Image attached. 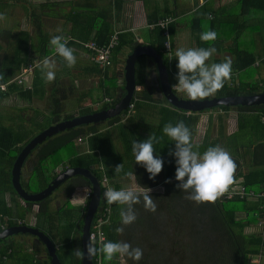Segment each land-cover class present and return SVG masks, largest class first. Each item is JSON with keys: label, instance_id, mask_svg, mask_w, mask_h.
<instances>
[{"label": "crops", "instance_id": "1", "mask_svg": "<svg viewBox=\"0 0 264 264\" xmlns=\"http://www.w3.org/2000/svg\"><path fill=\"white\" fill-rule=\"evenodd\" d=\"M255 1L261 8V11L257 13L249 12L247 14L239 12L240 5L237 3V0H0V13L4 14L8 18V23L11 24L10 28L1 29L4 37L2 39L4 41H0V54L5 52L8 59V49L15 48L16 44H18L17 38L24 33L29 38L28 45L31 47L32 52L30 54L28 51L29 55L31 57L38 56L39 38L31 29L30 13L32 10L33 12L35 11L36 15L41 12L40 24L50 38L53 35H63L66 38L79 41L75 42L76 45L69 46L74 50L76 56L74 68L71 69L66 65L59 64L60 66L55 70V80L52 82L54 85L57 80L61 79V72H58L60 68L65 71L66 75L68 74V82H62L60 84H65L68 87L70 85L74 90V94L66 100H77V103L75 109L66 110L65 113L75 115L80 109L96 111L100 106L120 95L124 87L123 69L129 46L124 45L117 52L112 53L110 55V66L100 69L89 62L86 52L80 45L81 40H85L84 42H107L109 36L116 33L117 39L119 35H125L127 37H125L126 41L137 43L138 46L149 47L148 44L152 38L151 32L154 28L150 29L148 25L154 24L159 19L169 17L173 19L169 33L167 27L164 30L168 34V40L171 45L172 62H175L176 65L175 51L178 48H195L193 44L194 37L190 31L201 34L202 32L211 30L206 25L207 20L212 19L208 17L209 15L213 17L214 12L222 8V6L227 7L228 10L227 13L219 17V26L217 24V29L214 30L217 34L220 33L221 24L228 25L229 29L240 23H245L244 25L246 26L247 24L251 25L259 22L264 26V11H262L264 9V2L262 0ZM256 2H252L251 5L253 6ZM43 3H51L52 7L44 10L39 7ZM248 8L252 7L249 6ZM195 15L200 19V24ZM150 20L151 22H149ZM18 21H21V23L24 22L25 27L23 29L14 28ZM7 32L8 35H6ZM21 38L24 39L25 36H21ZM263 38L264 31L259 43L258 37L250 29H244L241 33L239 48L244 49L246 53L257 51L263 45L261 40ZM225 57L231 58L232 61L234 59L233 55L229 52L213 54L211 58L218 59L222 63ZM44 58L35 59L31 64L36 68H40L39 65ZM47 58L53 59L52 54L48 55ZM245 58L247 59V57ZM208 63L211 64V61L209 60ZM142 65H144L147 72L144 80L141 78L140 80L144 85L148 86L150 93H152L153 101H141L139 108L135 111L132 110L126 116H121L120 120L110 127H106L104 124L99 127L103 131H107L108 134L111 133L109 137L112 149L105 150L107 161L111 163V167L113 168L118 164H123L124 171L119 174L116 173L114 177L117 190L137 185L133 176L129 177L125 175L127 172H138V167L130 164L131 160L126 159L127 157L132 158V144L136 140L139 141L137 138L128 134L129 130L135 131L136 133L134 134L147 139L157 127L160 110L165 108L157 92L158 80L156 69L154 70L153 65L148 60H143ZM253 66L254 68L260 67L261 73L264 74V60L259 61L255 59ZM32 71L33 69L31 68L30 74L22 77L23 80L20 86L24 89L31 86ZM22 72L23 69L21 68L17 77H20ZM236 72V70H232L231 74V77L235 80L237 79ZM63 79L66 78L63 77ZM169 83L171 89L176 93L174 85L177 81L175 74L171 72L169 75ZM7 84H0L4 86L2 89L0 88V93H7ZM77 84L81 85L78 91L76 90ZM43 85L44 93L41 97H27L25 94L20 95L19 92L10 90L0 100V127L6 128L10 126L13 130L20 128L27 130L30 120L34 119L33 121L39 122V120L46 117L51 110L49 104L50 90L53 89L55 94V90L59 89L60 85H54L50 89L49 87H45L49 86L48 83L44 82ZM134 90L136 93H139L142 87L134 86ZM90 91L92 92L90 93ZM86 93L90 94L86 96ZM177 95H182L181 97L184 99L188 98L185 94ZM66 100H63L62 104L60 103V111L62 110L63 102ZM212 110L215 111L213 113L214 117L211 118L213 121L210 126V133L212 132L210 136L213 138L210 139H219L221 142H224L225 138L238 134V143H240L243 137L247 138L250 134V137L253 138V132L251 130L253 129L252 125L254 127L255 125L240 118H242V115L244 116L243 119L252 117L256 114L255 112L242 113L235 107H230L226 110L217 108ZM212 110L210 111L212 112ZM203 112L205 113L203 114ZM211 112L209 110L200 111L197 114V124L201 122L205 126V129H208L209 114H212ZM125 126L128 127V130L126 132L121 131V134L118 133L119 131L117 129L123 130ZM202 139L203 137L198 143L193 141L195 144H199ZM86 150L87 148L85 146L84 152ZM251 151L252 147H250L249 153ZM258 151L260 152L257 153ZM236 153L238 155L241 153L240 144L234 149V154ZM256 153L261 155L256 161L252 160L251 162L250 156L244 157V165L241 167L243 173L248 168H251L252 165L262 169L264 168V142L262 148L258 149ZM8 158V152L0 154V188L4 187V192L0 194V201H2L7 210L5 216H2L3 222L0 233H4V238L0 240H3L4 243L9 245L11 253L9 252L8 259H1L2 262L0 264H36L41 262L46 264H83L82 259L76 257L75 253L69 252L67 255L61 254L64 251L62 248L65 243L64 237H68L66 239L69 250L76 248L84 249L87 255L85 246L89 240L88 234L87 240L82 239L83 220L91 202L92 214L89 223L90 228L100 207L98 205L100 199L99 186H97V193L81 182L78 185L76 181L69 180L64 185H61V183V186L59 185L56 188L57 190L54 189L43 200L38 202H25L18 196L16 197L10 194L5 185L9 169ZM32 166L33 157L24 160L19 171V184L20 182L23 185L26 184ZM59 168L64 167H56L55 170L50 172V175H57L61 171H64L63 169L60 171ZM68 169H75L76 171L79 169L77 175L87 178L92 184V178L87 171L80 168ZM235 182H240V179ZM156 187L161 188L162 186H155L151 189L153 190ZM34 189H37L36 186H34ZM85 190L89 192V197L85 199L84 204H74L72 198L74 196L85 197ZM160 191H163V188ZM65 193L68 194L67 206L62 208ZM152 194L157 195L158 193L151 192L150 195ZM91 199H93V202ZM79 217L82 218L80 226L78 223ZM87 261L88 264H93V257L88 258L87 256Z\"/></svg>", "mask_w": 264, "mask_h": 264}, {"label": "trees", "instance_id": "2", "mask_svg": "<svg viewBox=\"0 0 264 264\" xmlns=\"http://www.w3.org/2000/svg\"><path fill=\"white\" fill-rule=\"evenodd\" d=\"M262 1L264 2V0ZM252 2L256 1L237 0V3L240 5L239 12H244L247 14L249 12H260L261 8L258 6L257 2L253 6L251 5ZM249 6L252 8H248ZM39 7L44 10H48L52 7V4L43 3ZM227 10V7L222 6V8L214 12V14L212 15V19L207 20L206 22L207 27L212 31L216 30L217 24L219 26V17H221L224 13H227ZM262 11H264V9H262ZM41 15V12L36 15L35 11L33 12V10L30 13L31 29L33 33H35L39 38V49L37 51L38 56L31 57L29 55V53H32L31 47L28 45L29 38L28 35L24 33H22L20 37L17 38L18 44H16V47L8 49V59L5 52L3 54H0V77H2L0 78V84L8 83L6 87L7 93L10 92V90H15L19 92L20 95L25 94L27 97H41L43 95L44 81L42 80L41 70L40 68H36L35 66H33V64H31L35 59H42L52 54L53 59L57 60L61 65H65V62L58 55H56L53 52L52 48L49 46L50 37L48 36V33L44 31L42 25L40 24ZM196 19L198 20V22L200 21L198 17H196ZM149 22H151V20ZM244 24L245 23L237 24L230 27V29L228 28V25L225 26L221 24L220 33L217 34V38L215 39V41L211 42L201 41L199 33L190 31L191 35H193L194 37L193 44L195 48L215 47L217 50L215 54H220L223 52L231 53L234 58L232 61V70L237 71L235 73L237 77L236 80L231 77L229 80L225 81L224 86L220 91L202 100L235 96H251L264 93V74L261 73L262 71L260 67L254 68L253 66V62L255 59H258L259 61L264 60V38L261 39L263 45L257 51L246 53L244 49L239 48L241 33L244 31V29H250V31L258 37V42L260 43V38L264 31V26L259 22H255L251 25L247 24L246 26ZM167 28L169 33L171 23L167 26ZM151 33L152 38L148 46L161 57V62L165 68L167 81L170 85V72L173 74L177 72L175 62H172V59L169 71V68L166 67V59L161 51L162 43L165 40L163 31L156 27L152 30ZM6 35H8V32ZM21 36H25V38L22 39ZM125 37V35L118 36L116 46L113 48L111 54L117 52L120 47L127 45L129 46V51L125 56L126 58L138 46L137 43H132V41L128 42V40L126 41ZM2 38H4L3 31L0 29V41H4ZM67 40L68 47L73 44L76 45L75 42H79L74 41L72 38H67ZM84 41L85 40H81V42ZM96 42L97 44L106 43V41ZM245 57H247V59ZM143 60H148V62L153 65L155 70V66L151 58L143 55L136 58L134 63V86H141L142 90L139 93H136L135 90L133 91L131 99L129 101V104L132 106L131 111H135L137 108H139L141 106V101H153L152 93H150L148 86L144 85L140 80V78L144 80L147 72L144 65H142ZM210 61L211 63H221L218 59L211 58ZM28 67L33 69V76L31 86L27 88V90L21 87V84H17L16 79L18 78L17 76L21 68L26 69ZM239 72L241 73L239 74ZM0 87L4 86L0 85ZM157 92L159 94V98H161V101L165 105V108H162L160 110L157 127L151 134H155V136L159 139V143L154 144V148L156 155L161 156L164 160L163 170L159 175L155 177L154 180L149 179V174L146 172L145 168L135 163L134 155H132L130 161L131 164L138 167V172L134 171L133 175L136 184L147 186L150 188L155 186H162V194L151 195L155 203L157 204V211L156 213L145 211L143 202H141L140 204H136L134 206L137 214L136 222L126 227L123 234H118L116 233L115 229L121 226L119 217L120 206L116 204L110 205V223L103 227V232L106 239L105 241H121L120 236H122L126 242L131 241V244L135 246L136 243L133 242L131 234L136 230L138 233H141L143 235V238L145 239L144 241L147 242L148 252L147 254H145L146 258H144L145 256L143 253V257L140 261H132L129 264H181L182 262L177 263V260L174 258L169 259V256H166L162 252L163 248H165V246L175 247V245H177L181 248V250L179 249L178 252L180 253V257H182L184 253H188L186 255L188 256L191 255V250L193 249L191 246V242H194V240L196 241L197 239L199 240V245L202 244V242H200V238H202L203 236L200 235V233L207 237L210 233H212V231H217L220 235L219 239H216L214 241L210 240V243H208L207 245V249L203 248V250L201 249L200 251H198V257H200V259L196 261L198 264H255L251 262L252 259L256 258L257 260H259L264 258V197L258 196L259 193L264 191V168L262 169L260 167H255L254 165H252L251 168H248L243 173L241 167L242 165H244L243 160L245 156H250L251 162L252 160L256 161L257 159H259V156H261L257 154L260 151H258L257 153L256 151L262 148L264 142V105L234 106L242 113H256L255 118L252 119V117H250V120H247L248 122H250V124L253 123L255 125V127L252 125L254 130H251L253 132V138L250 137V134L247 136V138L243 137L241 139V142L238 143V134L237 136L236 134H234L235 138H238L237 140L234 139L232 135L225 138L224 142H221L219 139L212 140L209 137L205 136L198 144L200 145L199 151L201 153L205 151L209 146L220 145L221 147L225 148L231 154L232 158L237 164V170L234 174L235 181L240 179L241 186L246 191H252L254 196L243 198L232 196L230 198H227L224 194L214 203H203L198 205L186 199L185 197L187 194L175 187V185L179 183L175 180V159L174 157L169 155V152L171 150H174V142L163 134V127L168 123H172L174 125L178 121H183L190 128L192 136H194L195 127L198 121L197 114L199 112L194 113L174 108L169 105L162 97L158 86ZM172 92L176 94L174 90H172ZM7 93H0V100L5 97ZM53 94L54 90L51 89L49 98L51 110L48 115L39 120V122L33 121L34 119L30 120V124L29 127H27V130H23L21 128L18 130H13L10 126L6 128L0 127V154H5L8 152L9 156V169L5 185L7 186L9 193L13 196L17 197L11 186L10 170L19 152L33 137L45 130L47 127L55 125L59 122L69 121L75 117L90 115L99 111L108 110L112 108L124 96L125 93L122 89L118 97L103 104L96 111L80 109L75 115L64 114L62 115V117H60L59 98H54ZM215 108L226 110L230 107L218 106L205 110H212ZM128 113L129 110L126 108L125 110L121 111L119 115L106 119L104 121L66 128L50 137L45 138L42 142H40L32 150H30L25 158L27 159L33 157V166L31 168V172L26 184L23 185L20 182V186L22 187V189L28 194H37L45 189L48 183L56 176L55 174L52 176L50 175V172L55 170L56 167L62 166L64 167L62 168L63 170L68 168H80L87 171L92 180L99 186L100 199L98 205H103L104 201L102 199L101 187L99 185L101 175H105L111 188L113 187L117 190V186L114 182L116 173H114V168L111 167V163L107 161V156H105V150L108 151L112 149L110 137L107 131H103L99 127H101L103 124L106 125V127H110L112 124L118 122L121 116H126ZM243 117L244 116L242 115V118L240 119L246 121L245 119L247 118L243 119ZM78 138L82 140L80 143H76V140ZM238 144H240L241 149V153L239 155L237 153L234 154V149L237 148ZM85 146L87 148L86 152H84ZM250 147H252V151L249 153ZM67 150L69 151V153L67 152ZM62 152H64L67 156L60 157L59 155ZM98 167H101L100 171L98 170ZM31 175H33L34 181L32 180ZM168 179H171V183H165V181ZM69 180L76 181L78 185H80L81 183L87 185L90 189L92 187L91 182L87 180V178L80 175H74L73 177L66 178L61 185L66 184ZM32 183L36 186L37 189L30 191V185ZM3 192L4 187L0 188V194H2ZM67 198L68 194L65 193L62 208L64 206H67ZM161 211H163V213L165 214H163ZM6 213L7 210L5 209L2 201H0V214L2 216H5ZM186 215L187 217L185 218ZM238 215H240L241 218H238ZM160 216L163 217L162 227L161 230L157 231L155 230L156 228L152 226V223H156L157 219H159ZM81 217H79L78 219L79 226L82 222ZM164 228L166 230H168V228H171V233L174 235V238L171 240L167 238V240H169L171 244H166V242H164L166 238H164L160 234L164 233L165 236ZM245 228H260V231L257 234H246L244 232ZM157 232L160 233L158 234ZM185 235L189 236L188 242L181 241V236L184 237ZM66 238L68 237L66 236ZM66 238L64 237L65 243L62 247L64 250L61 252L62 255H67L69 252L72 253L68 249ZM138 247L141 248L140 245ZM9 252L11 253L9 245L7 243H4L3 240H0V263L2 262L1 259L9 258ZM117 256L111 262H108L104 260L102 255L98 254L97 256L93 257V264H119ZM184 256L181 258L182 260L185 259ZM188 263L194 264L190 261ZM36 264L46 263L41 262Z\"/></svg>", "mask_w": 264, "mask_h": 264}, {"label": "clouds", "instance_id": "3", "mask_svg": "<svg viewBox=\"0 0 264 264\" xmlns=\"http://www.w3.org/2000/svg\"><path fill=\"white\" fill-rule=\"evenodd\" d=\"M6 17L0 13V21ZM212 17L209 15L208 17ZM217 33L212 30L202 32L200 39L203 42L215 41ZM49 46L58 55L68 68L76 64L74 50L68 47V40L63 35H53L49 40ZM170 48L171 45H166ZM215 47L203 48H178L175 51L177 60L174 85L176 91L185 94L192 101L202 100L220 91L225 81L231 78L232 60L225 57L222 63H211L208 61L216 53ZM42 80L45 83H52L55 80V63L49 58H44L40 65ZM2 78V77H0ZM163 134L174 142V150L169 155L175 159V180L178 181L175 187L186 193V199L196 203H214L229 191L234 184V174L237 164L231 154L220 145L209 146L202 153L200 145L195 144L190 128L183 122L178 121L165 124ZM162 139V138H161ZM159 143L155 134H150L147 139L134 141L132 153L135 163L145 168L149 179H155L164 167V160L156 155L154 144ZM115 173L124 171L123 164L114 168ZM126 176H133V172L125 173ZM171 183V179L165 181ZM87 191V190H85ZM152 189L137 184L134 187L121 188L116 190L109 187L104 193V199L108 205L120 206L119 217L121 226L115 229L116 233L123 234L125 228L137 220L134 206L143 202L145 211L156 213L157 204L150 195ZM86 197L74 196L72 202L83 205ZM86 252L88 258L102 255L104 260L111 262L117 255L128 257L133 261H140L143 257V250L133 247L124 241H103L97 246L94 237H89ZM76 257L85 259V251L80 248L74 249Z\"/></svg>", "mask_w": 264, "mask_h": 264}, {"label": "water", "instance_id": "4", "mask_svg": "<svg viewBox=\"0 0 264 264\" xmlns=\"http://www.w3.org/2000/svg\"><path fill=\"white\" fill-rule=\"evenodd\" d=\"M146 56L151 58L157 74L158 87L162 97L166 102L174 108L190 111V112H200L205 109H211L218 106L234 107V106H258L264 105V93L251 95V96H235L226 98H212L209 100H196L192 101L190 99H180L171 90L170 85L167 81V76L165 68L161 62V57L155 53V51L147 46L139 45L137 46L124 61L123 69V81H124V96L110 109L99 111L90 115L75 117L69 121L59 122L55 125L47 127L45 130L33 137L19 152L15 161L13 162L11 168V186L16 193V195L25 202H38L48 197L51 192L56 189L66 178L77 175L78 170L68 169L58 173L43 189L37 194H27L19 184V171L22 163L24 162L26 156L37 144L42 142L45 138L54 135L55 133L62 131L66 128L75 127L82 124H89L95 122H101L105 119L112 118L119 115V113L125 110L129 104L132 93L134 91V63L138 56ZM91 177V176H90ZM97 184L92 180L93 191H97ZM93 202V199H91ZM92 203L90 202L89 208L83 220L82 227V239L87 240L89 223L91 220V209ZM4 238V233H0V239Z\"/></svg>", "mask_w": 264, "mask_h": 264}, {"label": "rangeland", "instance_id": "5", "mask_svg": "<svg viewBox=\"0 0 264 264\" xmlns=\"http://www.w3.org/2000/svg\"><path fill=\"white\" fill-rule=\"evenodd\" d=\"M7 11H8V9H7ZM11 27V24L10 23H8V18H5L4 20H2V21H0V29H8V28H10ZM25 27V25H24V22H22L21 23V21H18L16 24H15V26H14V28L16 29V28H21V29H23ZM51 61H53L54 63H55V65H56V67H55V70L56 69H58V67L60 66L59 64V62L57 61V60H55V59H51V58H49ZM74 68V67H73ZM72 69V68H71ZM69 71H70V69H69ZM58 72H61V75H60V80H57L56 81V83L54 84L55 86H58V85H60V88L59 89H56L55 90V94H53L54 95V97L55 98H59V101H60V103L62 104V101L63 100H66L69 96H71V95H73L74 93H73V89L70 87V85H69V87L67 86V85H65V84H60V83H62V82H65V83H67L68 82V79H67V76H68V74L66 75L65 74V71H63V70H61V68H60V71H58ZM63 77H65L66 79H63ZM49 84V86H45V87H49V89L50 88H52L54 85H53V83H48ZM81 85L80 84H77L76 85V90L78 91V89H80L79 87H80ZM69 88V90H68V88ZM92 91H90V93H91ZM90 93H86V96H88V94H90ZM176 93L177 94H183V93H180V92H178V91H176ZM180 97L182 96V95H179ZM185 99H188V98H185ZM76 103H77V100H66L65 102H63V106H62V110L60 111V117H62V115H64V114H66L65 112H66V110L67 111H69V110H71V109H75L76 108ZM50 104V103H49ZM51 106V105H50ZM64 109V110H63ZM214 111L215 110H212V112L209 110V112H211L212 114H209L210 115V120H209V123H208V129H205V126L203 125V124H201V122L200 123H198L197 125H196V129H195V135H194V138H193V140L196 142V143H198L200 140H201V138L203 137H205V136H207V137H209V138H213V137H211L210 136V134L212 135V132L210 133V126H211V123H212V121L213 120H211V118L212 117H214ZM205 112H203V114H204ZM255 115L256 114H254L253 116H252V119L253 118H255ZM246 121L247 120H250V117L249 118H247V119H245ZM119 132L118 133H120L121 134V131H127L128 130V127H126L125 126V128H123V130H120L119 128L117 129ZM134 133H136L135 131H130L129 130V133L128 134H130L131 136H133V137H135V138H137L139 141H141V140H144V138L145 137H142V136H137L136 134H134ZM132 134H134V135H132ZM109 136L111 135V133H109L108 134ZM204 135V136H203ZM137 136V137H136ZM236 136H237V134H236ZM233 137H234V139H238L237 137L235 138V135H233ZM141 139V140H140ZM67 152L69 153V151L67 150ZM60 157H64V156H67L64 152H62L60 155H59ZM264 157V156H263ZM126 159H128V160H131V158H126ZM131 164V163H130ZM129 164V165H130ZM64 166V165H63ZM32 176V180L34 181V178H33V175H31ZM36 180V179H35ZM34 184L32 183L31 185H30V191H33V190H35L34 189ZM162 189V187L161 188H159V187H156L155 189L153 188V190H152V193H158V194H162V192L163 191H160ZM160 192V193H159ZM162 213H163V211H161ZM163 214H165V213H163ZM187 217V215L185 216V218ZM238 218H241V216L240 215H238L237 216ZM164 219H165V217H164ZM162 220H163V217L162 216H160L159 217V219H157V221H156V223H152V226H154V228H156L155 230H157V231H159V230H161V227H162ZM261 222H262V220H261ZM158 225V226H157ZM263 229H264V227H263ZM164 230H165V236H164V233L162 234V233H160L161 234V236H163L164 238H166V240L164 241V242H166V244H171L170 243V241L169 240H167V238H169L170 240L171 239H173L174 238V235L171 233V228H168V230H166L165 228H164ZM260 231V228H257V229H253V228H245L244 229V232L246 233V234H257L258 232ZM158 233V232H157ZM158 233V234H159ZM171 236H170V235ZM200 235H202L203 237H206L205 235H203L202 233H200ZM131 236H132V239H133V242L134 243H136V247H138L139 245H140V247H141V249L143 250V253H144V256H145V254H147V252H148V249H147V242H145L144 240V238H143V235L141 234V233H138L136 230L134 231V232H132V234H131ZM146 236H147V234H146ZM183 236H181V241H183V242H188V240H189V236L188 235H185L183 238H182ZM200 238V242H202V244L201 245H199V240H197L196 239V241L194 240V242H191V246H192V250H191V255H188V256H186L188 253H184L183 254V256H184V260H182L181 258L183 257H180V253H178L179 252V249L181 250V248L180 247H178L177 245H175V247L174 246H165V248H163V250H162V252L166 255V256H169V259H176L177 260V263H180V262H182L181 264H189L188 262L190 261V262H193L194 264H198L196 261L198 260V259H200V257H198V255H199V252L198 251H200L201 249L203 250V248L204 249H207V245H208V243H210L209 241L210 240H212V241H214V240H216V239H219V237H220V235L218 234V232L217 231H212V233H210L206 238ZM120 240L121 241H124V242H126L125 240H124V238L122 237V236H120ZM162 242H163V240H162ZM128 243H130L131 244V241L130 242H128ZM156 243V242H155ZM132 245V244H131ZM158 245V244H157ZM160 245H161V243H160ZM203 245V246H202ZM133 247H135L134 245H132ZM82 250H84V249H82ZM73 254H74V250H70ZM144 258H146V256L144 257ZM117 260H118V262H119V264H129L130 262H132L133 260H131L130 258H128V257H120L119 255L117 256ZM167 260V259H166ZM255 260V259H254ZM256 261H258V263H261V264H264V258H262V259H259V260H256ZM82 263L83 264H88V261H87V255L85 254V259H82Z\"/></svg>", "mask_w": 264, "mask_h": 264}, {"label": "built area", "instance_id": "6", "mask_svg": "<svg viewBox=\"0 0 264 264\" xmlns=\"http://www.w3.org/2000/svg\"><path fill=\"white\" fill-rule=\"evenodd\" d=\"M172 20L173 19L169 17L162 18V19L157 20L154 24L148 25V28L150 29L158 27L159 29L163 30V36L165 37V40L162 43L161 51L166 59V67L169 68L168 69L169 71H170V66H171V61H172V51H171V47L170 48L166 47V45H169L170 42L168 40V34L164 29L172 22ZM116 43H117V34L113 33L109 36L107 42L104 44H97L94 41H86V42H81L80 45L83 48V50L86 52L88 60L96 67L103 69V68H107L110 66L111 64L110 55H111L113 48L116 46ZM30 71H31L30 67L23 69L21 76L16 79V83L21 84L23 80L22 77L30 74ZM0 88L2 89L3 87H0ZM127 109L130 112L132 109V106L128 104ZM81 141L82 140L78 138L76 140V143H80ZM98 170L100 171L101 167H98ZM99 185L101 187V194H102V199L104 201V204L100 206L96 214V217L93 223L91 224L89 228V232H88V240L90 236L94 237L96 240L97 246L100 245L101 240L103 241L106 240L104 232H103V227L110 223V213H111L110 205L106 203L104 196H103V193L109 187H111L104 174L101 175ZM263 188H264V183H263ZM225 196L227 198H230L232 196L243 198V197L254 196V194L252 191H246L241 186L240 182H234V184L230 186L229 191L225 193ZM258 196L264 197V191L259 193ZM85 197L86 198L89 197L88 191L85 192ZM2 222H3V217L0 214V229L2 227ZM256 260H257L256 258L255 260L252 259L251 262L257 264L258 261Z\"/></svg>", "mask_w": 264, "mask_h": 264}, {"label": "flooded vegetation", "instance_id": "7", "mask_svg": "<svg viewBox=\"0 0 264 264\" xmlns=\"http://www.w3.org/2000/svg\"><path fill=\"white\" fill-rule=\"evenodd\" d=\"M178 98L182 99V97H180L179 95L175 94Z\"/></svg>", "mask_w": 264, "mask_h": 264}]
</instances>
